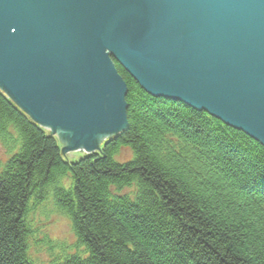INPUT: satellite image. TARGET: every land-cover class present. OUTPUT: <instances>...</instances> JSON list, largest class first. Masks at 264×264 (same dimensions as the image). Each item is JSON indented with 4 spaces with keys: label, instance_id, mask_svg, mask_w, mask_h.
<instances>
[{
    "label": "trees",
    "instance_id": "obj_1",
    "mask_svg": "<svg viewBox=\"0 0 264 264\" xmlns=\"http://www.w3.org/2000/svg\"><path fill=\"white\" fill-rule=\"evenodd\" d=\"M113 65L127 128L73 163L0 93V264H31L27 217L49 191L86 256L49 264H264V149ZM123 148L133 158L116 163Z\"/></svg>",
    "mask_w": 264,
    "mask_h": 264
},
{
    "label": "water",
    "instance_id": "obj_2",
    "mask_svg": "<svg viewBox=\"0 0 264 264\" xmlns=\"http://www.w3.org/2000/svg\"><path fill=\"white\" fill-rule=\"evenodd\" d=\"M113 62L264 149V0H0V93L63 156L125 132Z\"/></svg>",
    "mask_w": 264,
    "mask_h": 264
},
{
    "label": "rangeland",
    "instance_id": "obj_3",
    "mask_svg": "<svg viewBox=\"0 0 264 264\" xmlns=\"http://www.w3.org/2000/svg\"><path fill=\"white\" fill-rule=\"evenodd\" d=\"M81 155L78 152L65 153L64 158L73 163ZM5 157L0 147V163L5 160ZM132 158L133 154L129 148H123L113 156L116 163H125ZM132 193L133 189H124L120 194L131 195ZM53 204L52 192L49 191L45 201L28 214L27 221L31 231L28 239V259L31 264L61 263L68 257H86L82 249L69 248L74 245L69 221L54 209ZM55 247L57 248L54 249Z\"/></svg>",
    "mask_w": 264,
    "mask_h": 264
}]
</instances>
